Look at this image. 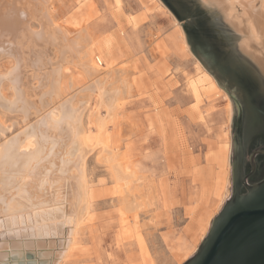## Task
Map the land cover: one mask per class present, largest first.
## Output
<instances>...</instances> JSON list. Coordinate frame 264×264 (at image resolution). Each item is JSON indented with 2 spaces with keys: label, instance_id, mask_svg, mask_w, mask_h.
Segmentation results:
<instances>
[{
  "label": "rangeland",
  "instance_id": "obj_1",
  "mask_svg": "<svg viewBox=\"0 0 264 264\" xmlns=\"http://www.w3.org/2000/svg\"><path fill=\"white\" fill-rule=\"evenodd\" d=\"M53 1V21L61 26L79 24L108 42L113 58L102 59V68L125 65L130 92L121 97L124 105L102 137L106 148L118 152V162L130 161L146 184L144 209L135 221H123L119 208L124 188L114 186L101 160L104 151L95 145L96 129H87L92 148L85 165L91 217L78 228L76 246L63 264H183L195 254L231 194L233 106L189 50L182 29L198 26L204 16L191 23L177 19L163 0ZM180 33L188 51L181 50ZM196 65L219 91L204 82L198 86L200 96L194 97L191 84L201 77ZM9 68L5 59L0 62V74ZM86 84L72 71L64 79L65 99ZM94 97L90 96L83 123L96 105ZM226 103L232 109L230 121ZM5 112L0 108L3 124L10 127L7 139L36 120L24 122L20 113ZM99 112L105 116L104 109Z\"/></svg>",
  "mask_w": 264,
  "mask_h": 264
},
{
  "label": "bare ground",
  "instance_id": "obj_2",
  "mask_svg": "<svg viewBox=\"0 0 264 264\" xmlns=\"http://www.w3.org/2000/svg\"><path fill=\"white\" fill-rule=\"evenodd\" d=\"M53 2L0 0V62L10 64L0 74V108L20 113L24 122L36 119L31 128L7 139L10 127L0 116V264L67 261L91 200L85 172L92 150L86 131L91 127L114 186L124 188L119 208L123 221H135L146 204L144 177L130 161L118 162V152L106 148L102 137L129 90L125 65L102 68V59L112 55L108 42L79 24L53 21ZM197 5L215 12L210 14L241 36L238 51L264 76V0H198ZM179 37L181 50L188 51L181 33ZM196 67L201 77L191 84L194 97L200 96L198 86L204 82L219 91L211 76ZM72 71L88 84L65 99L64 79ZM92 94L96 105L83 123ZM226 108L230 121V104ZM102 109L104 117L99 115Z\"/></svg>",
  "mask_w": 264,
  "mask_h": 264
},
{
  "label": "water",
  "instance_id": "obj_3",
  "mask_svg": "<svg viewBox=\"0 0 264 264\" xmlns=\"http://www.w3.org/2000/svg\"><path fill=\"white\" fill-rule=\"evenodd\" d=\"M164 3L173 13L171 5L165 1ZM209 13L215 14L213 11ZM175 17L180 19L176 15ZM218 24L219 29L225 32V37L236 44L237 41H233L232 36L228 34L236 36V40L241 36L230 31L222 23ZM189 28L200 27L182 26L188 48L229 96L233 106V116L230 197L226 199L222 209L213 219L207 235L195 254L183 264H264V116H257L251 111L249 106L255 104L248 101V98H243L237 84L228 82L223 75L222 80L215 77L218 73L215 74V66L213 70L206 62V59H214L213 55L197 45L200 41L188 34ZM209 28L214 29L212 26ZM201 32L200 30L198 33ZM196 35L197 38L202 37L201 34ZM241 63L247 67L244 68L245 72L248 71V66L243 61ZM259 86L257 91L264 96V86ZM240 104L243 107L242 124ZM250 171H255V174L247 184L246 175Z\"/></svg>",
  "mask_w": 264,
  "mask_h": 264
},
{
  "label": "flooded vegetation",
  "instance_id": "obj_4",
  "mask_svg": "<svg viewBox=\"0 0 264 264\" xmlns=\"http://www.w3.org/2000/svg\"><path fill=\"white\" fill-rule=\"evenodd\" d=\"M163 1L171 5L174 11L173 13L176 16H178V18L186 19L188 20L187 21L188 23H191L190 21L197 22L198 20H200V18H203L204 16V18L202 19L204 22L200 20L198 21L199 23L196 24L200 28L198 29L189 28V31H187L188 34L193 39L196 38L198 39V41H200L199 44L197 45L199 47H202L201 49L203 51L208 50V52H210V55L211 54L213 55L214 59L212 60L206 59V62L210 66H212V68L215 66V71H216L215 74L218 72L215 75V77L218 80H222L224 76L228 79V82L237 84L238 88L242 91L243 98H248V101L257 105L255 106L251 104L249 106L251 111L253 113H256L257 116H264V96L261 94V92L260 93L258 92L260 87L259 85L264 86V76L261 75V72L259 71L258 67L252 62V60L241 54L238 51L237 45L234 44L232 41L230 42L229 39L225 37L224 35L225 32L219 29L218 23L220 21H218L217 18L214 17V15H211L209 13H202L200 8H203V6L201 5L198 8V5H196V2L198 0L197 1L196 0H163ZM192 7H194L195 10L194 8L192 9ZM206 14H209V16H206ZM209 26L214 27V29H210ZM199 29L202 31L201 33H198L200 32ZM212 30L215 31L218 30L219 32L217 31L213 32ZM196 34L198 35L201 34L202 37L197 38ZM228 35L232 36L233 41H237L236 36L232 34H228ZM206 56L208 58V55ZM241 61H243L248 66L249 68L248 71L245 72L244 68L247 67L243 63H241ZM230 68L232 70H230ZM224 87L227 90L226 86ZM242 113H243V107L241 105V124H242ZM254 174L255 171L252 172L250 171L246 175L247 184Z\"/></svg>",
  "mask_w": 264,
  "mask_h": 264
},
{
  "label": "crops",
  "instance_id": "obj_5",
  "mask_svg": "<svg viewBox=\"0 0 264 264\" xmlns=\"http://www.w3.org/2000/svg\"><path fill=\"white\" fill-rule=\"evenodd\" d=\"M90 34L93 35V36L98 37L101 40V36L100 35H97L96 33H90ZM221 189H222V187H221Z\"/></svg>",
  "mask_w": 264,
  "mask_h": 264
}]
</instances>
